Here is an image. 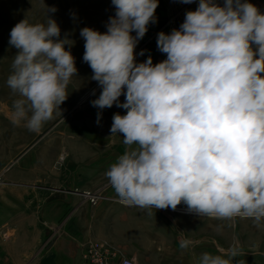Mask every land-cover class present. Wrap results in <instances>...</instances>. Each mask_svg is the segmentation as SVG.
Returning a JSON list of instances; mask_svg holds the SVG:
<instances>
[{"label": "clouds", "instance_id": "clouds-1", "mask_svg": "<svg viewBox=\"0 0 264 264\" xmlns=\"http://www.w3.org/2000/svg\"><path fill=\"white\" fill-rule=\"evenodd\" d=\"M107 31L80 30L84 62L102 91L91 101L99 124L114 104L111 136L123 134L125 153L105 173L125 206L176 210L220 219L264 218V14L247 0H199L179 29L158 33L167 59L136 63L134 49L156 23L158 0H111ZM193 3L194 0H182ZM55 12V7L48 8ZM135 32V36L131 35ZM57 22L17 23L7 85L13 123L39 131L66 100L77 74ZM256 45L253 51L252 45ZM143 50L140 55H143ZM258 57V58H257ZM125 96L120 102L119 97ZM192 242L182 240L181 249ZM235 252L232 255L235 256ZM199 264H229L202 253Z\"/></svg>", "mask_w": 264, "mask_h": 264}, {"label": "rangeland", "instance_id": "rangeland-1", "mask_svg": "<svg viewBox=\"0 0 264 264\" xmlns=\"http://www.w3.org/2000/svg\"><path fill=\"white\" fill-rule=\"evenodd\" d=\"M214 2L223 6L225 0ZM247 2L264 14V0ZM198 4L199 0L188 4L182 0H158L154 14L156 23L150 22L146 34L134 49L136 63L144 62L149 55L154 65L166 60L167 54L157 48L158 33L169 34L173 29H179L186 12L195 11ZM52 7L57 11L48 12V8ZM114 15L115 7L111 0H0V167L24 158L25 161H52L56 166L69 167V172L79 168L86 184L82 191L84 196L86 192L95 193L99 196L98 202L118 198L105 173L127 150L123 134L111 136L110 133L113 115H124L126 110L115 104L105 108L97 123V113L101 110L93 107L91 101L99 97L102 88L91 79L93 72L83 60L85 41L80 36V30L84 27L105 33L109 18ZM48 17L60 27V39L69 40L70 44L65 45V49L73 55L78 71L70 79L66 88L68 96L59 106L60 109L54 111L53 118L45 122L39 131L33 132L23 123L16 125L12 122L13 104L20 97L8 87L7 79L19 50L9 45L10 31L22 20L29 24L46 25ZM131 35L135 36V32ZM252 47L255 51L256 45ZM142 50L144 54L140 55ZM119 100L123 103L125 96L122 94ZM185 206L182 202L177 207ZM162 210L176 211L174 214L178 217L190 221L184 224L190 227L191 235L195 233L198 241L212 240V255L228 259L229 264H252L254 257L264 258V218L257 222L252 218L220 219L171 208ZM102 242L123 253L110 241ZM202 251L204 248H198V253ZM233 251L235 256L232 255Z\"/></svg>", "mask_w": 264, "mask_h": 264}, {"label": "crops", "instance_id": "crops-1", "mask_svg": "<svg viewBox=\"0 0 264 264\" xmlns=\"http://www.w3.org/2000/svg\"><path fill=\"white\" fill-rule=\"evenodd\" d=\"M81 173L24 158L0 167V264H89L83 247L103 240L134 264H199L207 247L212 254L213 241H198L176 211L125 206L118 198L92 206ZM182 240L192 243L181 249Z\"/></svg>", "mask_w": 264, "mask_h": 264}, {"label": "built area", "instance_id": "built-area-1", "mask_svg": "<svg viewBox=\"0 0 264 264\" xmlns=\"http://www.w3.org/2000/svg\"><path fill=\"white\" fill-rule=\"evenodd\" d=\"M85 196L92 204H97L99 196L86 192ZM84 258L89 264H134L120 250L102 241H91L83 247Z\"/></svg>", "mask_w": 264, "mask_h": 264}, {"label": "bare ground", "instance_id": "bare-ground-1", "mask_svg": "<svg viewBox=\"0 0 264 264\" xmlns=\"http://www.w3.org/2000/svg\"><path fill=\"white\" fill-rule=\"evenodd\" d=\"M63 159L65 158V156L64 157H62ZM177 211H184V212H188V210H187V207L185 206V207H177V209H176ZM192 213V212H191ZM193 213H195V212H193Z\"/></svg>", "mask_w": 264, "mask_h": 264}]
</instances>
